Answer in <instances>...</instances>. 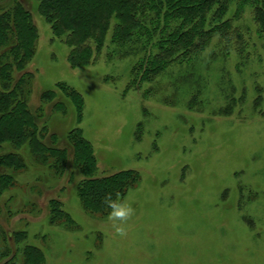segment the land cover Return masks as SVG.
<instances>
[{
    "label": "rangeland",
    "instance_id": "rangeland-1",
    "mask_svg": "<svg viewBox=\"0 0 264 264\" xmlns=\"http://www.w3.org/2000/svg\"><path fill=\"white\" fill-rule=\"evenodd\" d=\"M19 1L37 37L17 62L10 49L22 39L0 43L12 66L2 80L49 153L0 144V159L23 163L0 165L12 178L0 196V264L28 263L26 247L40 252L32 264H264V40L250 9L233 19L231 0L225 14L245 48L214 37L141 83L134 68L145 51L117 48L109 31L91 62L72 63L37 0H0V15ZM77 141L92 148L90 176ZM120 172L133 176L123 194L92 212L81 183Z\"/></svg>",
    "mask_w": 264,
    "mask_h": 264
},
{
    "label": "trees",
    "instance_id": "trees-1",
    "mask_svg": "<svg viewBox=\"0 0 264 264\" xmlns=\"http://www.w3.org/2000/svg\"><path fill=\"white\" fill-rule=\"evenodd\" d=\"M38 9L51 25L53 34L63 38L71 47L70 61L76 64L91 62L94 51L103 45L107 33L119 49L145 51L134 70L139 82L153 83L167 68L191 61L214 37L235 47H246L245 35L233 24V19L250 9L258 34L264 40V0H237L236 15L226 18L231 0H37ZM14 33L22 42L11 45V59L17 62L31 54L36 29L31 14L20 1L4 15H0V43L8 44V34ZM135 50V51H136ZM0 55V144L16 146L26 141L37 155L49 153L37 139L27 105L15 101L2 79L10 64H2ZM21 58V57H20ZM19 58V59H20ZM77 159L88 164L87 175L93 173L94 155L85 141L75 142ZM55 153V151H54ZM59 156L62 157L60 154ZM89 163H91L89 165ZM0 165L19 169L23 166L13 154L0 159ZM133 176L129 172L89 180L81 183V200L92 212L106 213L123 194ZM12 178L0 175V196L11 186ZM57 216H63L59 209ZM28 263L38 252L25 248Z\"/></svg>",
    "mask_w": 264,
    "mask_h": 264
},
{
    "label": "clouds",
    "instance_id": "clouds-1",
    "mask_svg": "<svg viewBox=\"0 0 264 264\" xmlns=\"http://www.w3.org/2000/svg\"><path fill=\"white\" fill-rule=\"evenodd\" d=\"M131 210L130 209H126V210H121L117 213H115V216H118L120 218H126L129 214H130Z\"/></svg>",
    "mask_w": 264,
    "mask_h": 264
}]
</instances>
